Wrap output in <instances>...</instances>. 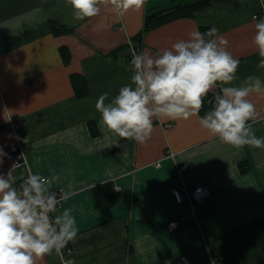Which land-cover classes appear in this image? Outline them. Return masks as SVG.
<instances>
[{
  "label": "crops",
  "instance_id": "crops-1",
  "mask_svg": "<svg viewBox=\"0 0 264 264\" xmlns=\"http://www.w3.org/2000/svg\"><path fill=\"white\" fill-rule=\"evenodd\" d=\"M179 5L198 8L191 17L147 32L136 49L132 40L146 14ZM259 10L260 0H146L140 11L123 17L102 8L100 16L76 21L66 0H0V149L7 154L0 174L12 168V150L22 147L32 173L60 176L52 191L73 184L75 194L58 209L72 207L79 229L65 259L76 264H264L253 225L264 216V149L224 144L196 117L154 120L151 138L142 145L102 132L95 109L101 94L107 92L111 100L130 83L133 51L156 55L201 27L215 26L229 41L228 50L240 61L234 85L249 75L264 80L251 43L252 16ZM52 22L73 32L54 34ZM61 47L71 54L68 64ZM73 74L87 85L84 97L76 94ZM252 100L261 110L252 127L264 137V98ZM13 115L26 125L4 131ZM13 174L18 187L22 170ZM104 186L113 191L111 204L96 196ZM198 186L210 190L204 204L177 202L173 189ZM172 222L179 224L171 229ZM42 264L61 261L53 254Z\"/></svg>",
  "mask_w": 264,
  "mask_h": 264
},
{
  "label": "clouds",
  "instance_id": "clouds-1",
  "mask_svg": "<svg viewBox=\"0 0 264 264\" xmlns=\"http://www.w3.org/2000/svg\"><path fill=\"white\" fill-rule=\"evenodd\" d=\"M145 3L66 0L76 21L98 17L102 8H111L115 16L123 17L129 11H140ZM253 20L256 23L251 43L259 56L257 68L264 69V17L253 16ZM228 45L229 41L213 26L203 33L191 31L187 39L176 41L156 55L133 51L130 83L111 100L107 92L96 100L100 130L143 145L151 138L154 120L186 121L196 117L202 129L224 144L236 149H264V137H257L252 127V122L261 118L252 97L264 98V80L249 75L234 85L239 79L240 61ZM210 92L214 93L208 101L212 108L200 116ZM6 155L0 149V164ZM16 167L14 164L6 174H0V264H42L53 254L61 264H76L74 259H65L63 251L69 243H75L79 232L74 209L58 211L75 194L73 184L57 193L52 186L60 181L58 174L45 177L29 170L17 187L13 174Z\"/></svg>",
  "mask_w": 264,
  "mask_h": 264
},
{
  "label": "trees",
  "instance_id": "trees-1",
  "mask_svg": "<svg viewBox=\"0 0 264 264\" xmlns=\"http://www.w3.org/2000/svg\"><path fill=\"white\" fill-rule=\"evenodd\" d=\"M198 8L197 6H175L173 8H169V9H165V10H161V11H156V12H152V13H148L145 16L144 19V26L143 29L141 30L140 33H138L136 36L133 37L132 43L135 44V48L139 50L140 45H141V41L144 37V35L159 27L162 26L164 24H167L173 20L182 18V17H191L193 15V12L195 9ZM51 28L54 32V34H68L73 32V30L68 29L56 22H52L51 23ZM208 29L207 27H201V32H206ZM123 47L118 48L117 50H120ZM116 50V51H117ZM116 51H114V55L116 54ZM62 58L64 60L65 64H68L71 60V54L68 50V48L66 47H61L60 49ZM72 83L74 85V88L76 90V94L79 98L84 97L87 94V85L85 84L83 78L81 76H78L76 74H73L72 77ZM214 96V93H209L208 97L205 99V103H204V107L202 108L201 112H200V116H203L205 114V112H207L208 110H210L212 108V104H210L208 101L212 100ZM3 129V128H2ZM103 188H105L104 192H101V189H98V192H96V196L98 198V200L101 202H104L106 204H111L113 203V191L108 188L107 186H104ZM107 188V189H106ZM103 190V189H102ZM254 229L256 231L257 237H258V241L260 243V246L262 248V251L264 252V216L255 220L254 223Z\"/></svg>",
  "mask_w": 264,
  "mask_h": 264
},
{
  "label": "built area",
  "instance_id": "built-area-1",
  "mask_svg": "<svg viewBox=\"0 0 264 264\" xmlns=\"http://www.w3.org/2000/svg\"><path fill=\"white\" fill-rule=\"evenodd\" d=\"M262 0H260V10L253 14L256 17H264V7H261ZM252 16V19H253ZM256 22V21H255ZM1 54V52H0ZM26 125L25 119L20 115H13L10 117L8 123L3 128L4 131H15L18 128ZM9 160L12 164L17 165L16 169L22 170V179H24L30 169L29 163L27 161L24 149L22 147H18L10 153ZM32 172V171H31ZM59 193V189L54 190ZM174 197L176 198L178 203H182L185 200L193 201L197 204H204L207 197L210 195V190L206 187L198 186L196 188H183V189H173ZM179 222H172L169 227L174 229L178 226ZM70 250V244L63 250L64 254Z\"/></svg>",
  "mask_w": 264,
  "mask_h": 264
}]
</instances>
